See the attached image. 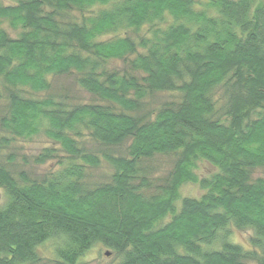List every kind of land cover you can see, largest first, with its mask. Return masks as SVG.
Returning a JSON list of instances; mask_svg holds the SVG:
<instances>
[{"label": "trees", "instance_id": "16d2710c", "mask_svg": "<svg viewBox=\"0 0 264 264\" xmlns=\"http://www.w3.org/2000/svg\"><path fill=\"white\" fill-rule=\"evenodd\" d=\"M261 2L0 4V94L9 101L1 129L12 140L43 134L71 159L41 181L22 174L21 184L0 167L7 197L0 207V264H40L39 248L47 245L56 264H77L97 245L119 264H264ZM108 61L123 70L106 72ZM65 75H77L100 103L66 109L51 97L34 101L17 93L49 92L50 77ZM157 94L172 99L141 116ZM85 135L103 147L125 144L124 156L104 155L114 170L111 184L86 185L87 166L100 159L78 147ZM56 153L46 150L39 164ZM163 156L177 160L159 182L146 162ZM199 162L217 173L199 179ZM257 170L263 176L253 178ZM190 183L206 193L183 198L177 208L180 188ZM232 229L252 231L250 247L234 243Z\"/></svg>", "mask_w": 264, "mask_h": 264}, {"label": "rangeland", "instance_id": "374dc122", "mask_svg": "<svg viewBox=\"0 0 264 264\" xmlns=\"http://www.w3.org/2000/svg\"><path fill=\"white\" fill-rule=\"evenodd\" d=\"M30 2L32 0H0V4L5 7H15L19 2ZM264 5V0H262ZM261 2V5H262ZM44 10L49 12L50 8L44 7ZM68 19L77 18L75 14H69ZM2 27L7 31L11 38L16 39L18 32L13 31L7 22L3 23ZM117 70L120 72L123 70L121 62L108 61L105 66V71L108 73H115ZM50 91L46 93H34L27 89L19 90L17 93L23 98L42 101L46 98H53L57 103L63 104L66 109L73 108L81 105H89L100 103L97 97L88 93L82 89L77 82V75H65V76H51L49 79ZM3 91V89H1ZM0 118L5 114L4 105L7 104L8 95L6 92L0 94ZM172 96L169 94H157L151 96L145 103V110L141 116L149 117L155 109L161 107V105L168 100H171ZM120 111V110H119ZM3 139H8L9 144L4 143ZM78 147L82 149L84 153L92 154L100 159V163L97 166H87L86 185L90 188L103 186L112 183V175H114L113 168L105 161L104 155L110 154L115 157L124 156L126 151L125 144L119 147H103L99 143L95 142L91 137L85 135L83 138H78ZM0 167L6 169L15 181L21 184L22 174L26 178L35 181H41L47 176H52L58 172L65 164L71 161L69 156L59 147L57 143L49 140L45 135L32 137L14 138L5 133L1 129L0 125ZM57 150L56 157L51 161L39 164L38 159L42 156L46 150ZM54 155V154H53ZM177 158L174 156L157 157L154 160L146 162V166L150 168L149 175L155 178L159 182H163L170 172L175 167ZM77 163H81L80 160H75ZM62 162V164H61ZM217 173V169L209 166L206 163L199 162L195 170V174L199 179L211 177ZM261 171H255L253 178L262 177ZM206 192L201 189L197 184L192 183L182 186L179 190V201L176 202L177 208L180 207L181 200L183 198H197L200 199ZM7 201L6 192L4 188H0V207H2ZM170 220L168 217L164 220V224ZM232 241L245 247H250V240L253 235L252 231H240L232 229ZM47 247V248H46ZM44 248H39L40 264H56L54 260L55 249H51L49 245ZM46 248V249H45ZM106 253H110L106 256ZM111 250L104 248L103 246H95L88 253L81 258L77 264H119V258L113 255Z\"/></svg>", "mask_w": 264, "mask_h": 264}, {"label": "water", "instance_id": "95a60500", "mask_svg": "<svg viewBox=\"0 0 264 264\" xmlns=\"http://www.w3.org/2000/svg\"><path fill=\"white\" fill-rule=\"evenodd\" d=\"M110 255V253H106V256H109Z\"/></svg>", "mask_w": 264, "mask_h": 264}]
</instances>
